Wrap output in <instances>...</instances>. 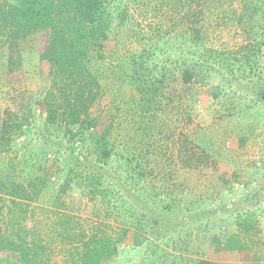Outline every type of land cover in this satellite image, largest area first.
<instances>
[{
	"label": "trees",
	"instance_id": "obj_1",
	"mask_svg": "<svg viewBox=\"0 0 264 264\" xmlns=\"http://www.w3.org/2000/svg\"><path fill=\"white\" fill-rule=\"evenodd\" d=\"M140 1L0 0V56L3 54L7 57L9 79L23 71L24 49L30 44L31 36L38 35V74L41 82L38 113L41 118L37 121L36 109L25 90L13 94L12 106L3 109L0 117V151L9 152L17 139L24 138L22 144L25 149H30L29 145L34 143L38 145L37 154H41L42 158H47L51 153L56 158L55 171H49L41 164L36 171L38 163L25 160V166L29 167L31 173L28 182L25 184L12 177L2 178L0 194L11 197L12 202L21 205L22 212L26 213L28 203L40 200L43 191H49V185L54 187L59 183L55 198L59 211L56 212H62L61 222L65 228L60 233L67 237L70 229L78 228V232L72 233L78 237L76 245H72L73 253L64 264H104L107 258L118 255V244L133 229L138 241L149 242L147 234L161 223L158 209L155 208L162 206L172 210L169 201L163 202V198L174 192L169 187L149 190L153 207L146 202L142 209L121 195V191H127L126 185L147 189L141 181L149 173L148 170L153 172L154 167L139 161L138 145L131 147L133 140L121 139V121L117 117L120 107L117 104L116 107L111 105L99 111L94 108L104 95V73L99 70L100 65H92L94 61H102L116 53L124 57L114 69L124 74L131 85L132 94L128 100H124L126 106L123 110L131 117L133 125L139 124L141 127L140 140L143 141L140 146L145 144L144 140L151 139V135L155 136L156 130L162 132L165 127L166 121L159 122L156 116L158 111L164 112L167 108L166 94L170 91L172 96L177 94L182 97L181 92L171 88L176 73L187 91L188 99L195 97V88H204L208 84L212 85L213 96L219 97L224 87L217 78L223 74V68L229 74L225 79L231 89L234 82L244 79L247 83L257 78L260 81L261 99L264 100V69L258 63L264 60V30L255 43L247 41L238 49L217 51L206 44L208 39L199 17L201 13L204 14L205 8H209V0H172L184 8V12L171 28L180 24L182 29L172 38H166L169 33L158 25L153 32L140 38L145 42L141 44L142 49L138 52L129 50L121 55L117 48L120 43L116 29L128 19L129 4ZM247 8L250 7L245 8L248 15ZM253 14L249 13V16ZM234 97L237 100L240 98L237 94L228 95L231 102ZM62 140H67L69 145H62ZM188 140L187 136L182 148L186 166L218 167V162L204 148L199 152L194 149L199 143L192 145L193 141ZM76 144L83 145L88 152L77 151ZM62 147H65L64 152L61 151ZM149 147L141 149V156H147ZM90 153L94 159L89 156ZM160 164L161 161L157 162L155 168ZM112 167L114 174H118L117 184L107 179L113 174L110 173ZM162 171L163 167L159 169V172ZM233 173L234 178L238 179L239 172L235 170ZM224 183L229 184L230 181L225 179ZM72 190H78L81 198L89 196L92 201L97 198L101 204L113 205L118 218L126 216L125 225L116 237L113 234L115 230L110 233L98 225L88 232L80 221H75L76 215L71 212L74 208L67 203L71 199L66 198L67 195L73 196ZM256 217L254 211L247 216L238 215L236 222L239 230L224 242L215 235L209 252L197 259L195 264H219L212 259L214 253H217V257H225L230 251L250 250L256 244L253 239L258 231L254 223ZM21 221L19 217L15 222ZM110 228L113 230V227ZM29 234L30 231L23 226L9 232L0 225V253H16L22 264H60L51 260V249L48 243L39 238L41 235H33L29 240ZM246 236L250 237L252 244L244 241ZM0 264H6L1 257ZM246 264L264 263L249 261Z\"/></svg>",
	"mask_w": 264,
	"mask_h": 264
},
{
	"label": "rangeland",
	"instance_id": "obj_2",
	"mask_svg": "<svg viewBox=\"0 0 264 264\" xmlns=\"http://www.w3.org/2000/svg\"><path fill=\"white\" fill-rule=\"evenodd\" d=\"M208 6L199 17L204 25L208 39L206 44L209 47L217 51L235 50L247 41L257 42L263 35L264 0H209ZM246 7H250L247 8L249 13H254L251 17L249 13L247 15ZM128 9V19L116 29L120 43L117 48L121 55L129 50L138 52L142 49L144 41L140 38L153 32L158 25L169 33L166 38H172L182 29L180 24L171 28L184 12V8L174 4L172 0L131 2ZM38 44V35L31 36L30 44L24 49L23 71L12 77V80L7 72V57L3 54L0 56V117L6 106H12L13 94L24 90L28 92L36 109L35 120L40 117ZM122 58L124 59L116 53L102 61L93 62L92 65H100L99 70L104 73V95L94 108L99 111L100 108L108 109L111 105L116 107L115 104L120 107L117 117L121 121V139L133 140L131 147L138 145L136 151L141 157L139 161L146 162L154 170H148L149 173L141 181L147 189L126 185L127 191L123 193L120 190L121 195L136 204L138 209H142L146 202L152 206L149 190L169 187L174 192L163 198V202L169 201L172 210H166L162 206L155 208L158 209L161 223L151 229L152 233L147 234L149 242L142 239L138 241L133 229L118 244V255L107 258L104 264H195L197 259L209 252L215 235L224 242L229 235L239 230L236 222L238 215L247 216L252 211L257 215L254 223L258 231L253 237L256 244L248 251H230L225 257H217V253H214L212 259L219 264H246L249 261L264 263V100L261 99L260 81L254 78L246 83L243 79L234 82L231 89L225 79L229 74L222 68L223 74L217 79L223 83L224 89L219 92V97L213 96L212 85L208 84L204 88H195V97L188 99L187 91L176 73L171 88L181 92L182 97L177 94L172 96L170 91L166 94L167 108L164 112L158 111L156 116L160 119L159 122L166 121L165 127L162 132L156 130V135H151V139L144 140L145 144L140 146L143 141L140 140L141 127L139 124L133 125L131 117L123 110L126 106L124 100H128L132 94L131 85L124 74L114 69ZM258 63L264 69V60ZM16 89L19 90L15 91ZM231 93L240 98L237 100L234 97L231 102L228 98ZM187 136L188 142L193 141L192 145L199 143V146L194 147L195 150L199 152L204 148L218 162L217 168L212 165L200 168L185 165L182 148ZM90 138L93 141L92 134ZM23 139H17L9 152L0 151V181L2 178L12 177L26 184L31 173L29 167L25 166V160L38 163L36 171L39 164L49 171H55V154L48 153L47 158H42L41 154H37L38 145L31 143L29 147L32 150L25 149ZM61 142L62 145H69L67 140ZM148 145L147 156H141V149ZM65 147L61 151L64 152ZM79 149L88 152L83 145H78L77 151ZM163 154L165 156L162 158ZM160 161V166L155 168ZM162 167L163 171L159 172ZM235 170L239 172L238 179L234 178ZM110 173L113 174L107 179L117 184L118 174H114L113 167ZM225 179L230 183L225 184ZM58 189L59 183L54 187L49 185V191H43L40 200L28 203L26 213L22 212L21 205L17 206L12 202L11 197L0 194V225L9 232L23 226L30 231L27 236L29 240L33 235H41L39 238L49 244L51 260L64 264L73 253L72 245H76L78 237L72 233L78 232V228L75 226L70 229L71 236L69 234L63 237L60 233L64 226L61 222L62 212H56L59 211L55 199ZM72 191L73 196L67 195L66 198L71 199L67 203L74 208L71 212L76 215L75 221H80L88 232L98 225L110 233L115 230L113 234L116 237L117 232L125 225L126 216L121 214L123 218H118L112 209L113 205L101 204L97 198L92 201L89 196L81 198L78 190ZM137 197L139 199H135ZM151 211L152 209L149 210ZM19 217L22 221L15 222ZM249 238L246 236L244 241L252 244ZM0 257L6 264H22L16 253L4 252L0 253Z\"/></svg>",
	"mask_w": 264,
	"mask_h": 264
},
{
	"label": "built area",
	"instance_id": "obj_3",
	"mask_svg": "<svg viewBox=\"0 0 264 264\" xmlns=\"http://www.w3.org/2000/svg\"><path fill=\"white\" fill-rule=\"evenodd\" d=\"M240 264H243V263H240Z\"/></svg>",
	"mask_w": 264,
	"mask_h": 264
}]
</instances>
